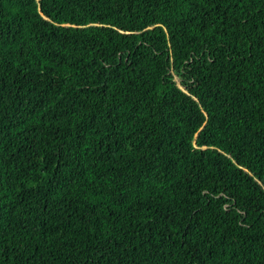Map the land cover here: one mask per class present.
I'll return each mask as SVG.
<instances>
[{"label": "trees", "instance_id": "obj_1", "mask_svg": "<svg viewBox=\"0 0 264 264\" xmlns=\"http://www.w3.org/2000/svg\"><path fill=\"white\" fill-rule=\"evenodd\" d=\"M0 264H264V0H0Z\"/></svg>", "mask_w": 264, "mask_h": 264}]
</instances>
